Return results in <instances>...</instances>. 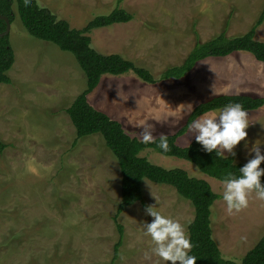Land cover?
I'll return each mask as SVG.
<instances>
[{"label": "rangeland", "instance_id": "1", "mask_svg": "<svg viewBox=\"0 0 264 264\" xmlns=\"http://www.w3.org/2000/svg\"><path fill=\"white\" fill-rule=\"evenodd\" d=\"M119 1L134 18L92 29L91 46L102 54L119 53L155 76L181 64L198 41L224 30L228 36L245 33L264 5V0H37L73 28L110 12ZM13 9L9 40L15 61L7 72L12 82L0 84V264H164L151 254L143 223L153 218L144 207L154 204L179 220L189 237L193 204L174 187L144 179L143 202L118 218L124 239L113 261L119 238L114 215L121 200L118 161L100 134L78 139L66 112L86 87L85 74L71 52L30 35L16 4ZM256 39L264 41V23ZM220 94L264 97V62L244 51L209 57L181 79L154 84L133 71L104 74L87 98L138 138L142 122L153 125L156 137L177 132L195 106ZM248 124V148L244 141L236 146L237 161L251 158L248 149L256 141L264 150V105L248 112ZM193 140L186 131L176 142L186 146ZM141 155L207 180L220 195L211 219L225 259L240 262L264 236V201L254 193L246 208L229 214L222 181L152 148Z\"/></svg>", "mask_w": 264, "mask_h": 264}, {"label": "trees", "instance_id": "2", "mask_svg": "<svg viewBox=\"0 0 264 264\" xmlns=\"http://www.w3.org/2000/svg\"><path fill=\"white\" fill-rule=\"evenodd\" d=\"M17 5L19 18L35 38L52 42L61 50L71 52L86 77V87L66 108L75 129L77 138L100 134L107 148L114 154L121 172V200L114 215L119 238L114 246L113 261L119 256V249L124 239L123 225L119 222L120 214L134 205L143 202V181L174 187L178 194L189 200L195 210L194 218L188 225L191 253L196 256V264H264V236L251 248L240 262L225 259L213 237L212 207L220 197L211 184L180 167L165 168L156 165L142 156L147 148L170 157L180 158L194 164L199 171L220 181L228 172L239 174V167L246 161H237L229 155L220 158L205 152L195 140L186 146L177 144V138L186 131L192 120L205 112L222 108L230 102H239L245 110H254L264 105V97L249 94H220L213 96L195 106L184 124L173 134H167L169 150L158 147L159 137L154 143L143 144L136 137L130 136L123 125L104 111L93 107L88 101L91 93L100 83L104 74H123L133 71L140 79L150 84L175 78L181 79L189 73L198 62L209 57H226L235 52H249L257 60L264 62V41L256 39L257 28L264 23V6L251 28L243 34L228 36L226 30L206 41H198L179 65H173L155 76L149 69L137 66L132 60L119 53L102 54L91 46L89 33L94 28L130 22L134 15L121 6L120 1L105 14L94 16L82 28H73L69 22L58 18L48 7L40 6L37 0H0V14L12 22L15 18L13 5ZM7 23L0 18V32L5 31ZM15 53L9 35L0 37V84L11 83L7 72L13 66ZM75 140V144L76 141ZM2 149V145L0 144ZM264 167V165H261ZM264 182V177L261 178Z\"/></svg>", "mask_w": 264, "mask_h": 264}, {"label": "clouds", "instance_id": "3", "mask_svg": "<svg viewBox=\"0 0 264 264\" xmlns=\"http://www.w3.org/2000/svg\"><path fill=\"white\" fill-rule=\"evenodd\" d=\"M213 91V89H212ZM248 112L239 102H230L215 113H203L199 118L191 121L188 131L195 141L208 153L215 151V155L226 158L235 156V148L244 141L248 148L246 137L248 132ZM138 138L143 144L154 143L152 124L142 122ZM158 147L167 152L169 150L168 136L159 135ZM257 141L248 149L252 154L241 167L239 174L228 172L223 180L222 200L229 214L246 208L254 193L257 200L264 201V150ZM144 213L153 219L143 223L144 234L152 241L151 254L158 257L164 264H196V256L190 254L192 244L187 235L185 225L179 220L163 215L150 204L144 207Z\"/></svg>", "mask_w": 264, "mask_h": 264}, {"label": "water", "instance_id": "4", "mask_svg": "<svg viewBox=\"0 0 264 264\" xmlns=\"http://www.w3.org/2000/svg\"><path fill=\"white\" fill-rule=\"evenodd\" d=\"M0 18L4 19L6 21V23H7L5 31L0 32V37H3V36H6V35H9L10 30H11V21H10V19L7 16L1 15V14H0Z\"/></svg>", "mask_w": 264, "mask_h": 264}, {"label": "crops", "instance_id": "5", "mask_svg": "<svg viewBox=\"0 0 264 264\" xmlns=\"http://www.w3.org/2000/svg\"><path fill=\"white\" fill-rule=\"evenodd\" d=\"M264 6V5H263ZM263 9V8H262ZM126 58V57H125ZM128 59V58H127ZM82 92V91H81ZM78 95V94H77ZM260 108H258V109H254V110H247V112H252V111H257V110H259ZM71 120V119H70ZM72 122V121H71ZM73 124V123H72ZM74 126V125H73ZM76 130V129H75Z\"/></svg>", "mask_w": 264, "mask_h": 264}]
</instances>
